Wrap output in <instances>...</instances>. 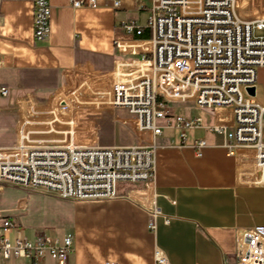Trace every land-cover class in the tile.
Returning <instances> with one entry per match:
<instances>
[{
  "label": "crops",
  "instance_id": "0c3cea01",
  "mask_svg": "<svg viewBox=\"0 0 264 264\" xmlns=\"http://www.w3.org/2000/svg\"><path fill=\"white\" fill-rule=\"evenodd\" d=\"M120 1L115 9L110 0H97L95 8H74L72 0H49L50 34L37 42L34 0H0V89H7L6 96L0 94L1 150L19 144L24 104L43 106L62 90L85 91L111 72L116 61L131 58L130 52L118 50L116 41L122 45L140 41L128 35L122 24L134 21L146 26L149 2ZM248 2L238 0V9ZM257 18H264V13ZM79 72L89 76L83 85H76ZM259 82H264V68L258 70L255 86ZM94 100L86 106L93 109L76 112L66 99L60 111L65 115L75 107L79 128H97L91 138L101 147L156 145L155 178L150 191H144L161 211L156 230L149 228L145 207L131 198L71 201L52 192L0 184V214L15 224L9 232L11 243L18 233L32 240L39 234L72 235L74 251L68 264H154L157 249L169 264H234L240 232L264 225V187L249 185L240 177L223 135L198 128L187 130L183 139L179 130L167 129L154 139L151 132L138 130V119L132 113L136 121L129 118L128 110L97 106ZM198 108V113L188 115L172 111L201 117L204 125H212L214 114ZM80 134L83 137L84 130ZM199 140L206 142L200 150L195 147ZM119 187L121 193H128L125 185ZM141 187L146 189L144 184L133 187L136 194L142 195ZM48 228L52 234L44 231ZM0 264L35 263L0 255ZM39 264L57 262L48 256Z\"/></svg>",
  "mask_w": 264,
  "mask_h": 264
},
{
  "label": "built area",
  "instance_id": "2783aa9c",
  "mask_svg": "<svg viewBox=\"0 0 264 264\" xmlns=\"http://www.w3.org/2000/svg\"><path fill=\"white\" fill-rule=\"evenodd\" d=\"M115 9L120 0H110ZM146 26L124 22V31L150 37L122 45L128 60L116 61L114 69L88 85L94 104L125 109L138 119L140 132L154 139L164 130L204 128L223 135L229 156L236 158L245 183L264 187V106L248 95L255 86L258 70L264 68V18L242 19L236 0H146ZM74 8L97 6V0H72ZM49 0H34L33 34L37 42L50 34ZM148 43V45H141ZM138 44V45H137ZM79 90L58 92L47 105L24 104L19 144L0 149V184L28 190H43L71 201H103L131 198L145 207L149 228L156 230L161 215L154 197L146 195L155 178L156 145L101 147L78 143L80 133L75 107L61 113L63 100L70 101ZM0 94L7 95L1 88ZM192 102L214 114V123L204 125L201 117L175 114L171 104ZM225 110L226 112H221ZM206 146L199 140L195 147ZM146 185L136 194V185ZM120 185L129 188L123 194ZM169 222V220H167ZM15 224L0 214V255L4 259H31L35 264L50 257L68 264L74 238L39 234L32 240L9 232ZM154 264H169L167 256L155 251ZM228 264V263H224ZM234 264H264V225L240 232Z\"/></svg>",
  "mask_w": 264,
  "mask_h": 264
},
{
  "label": "rangeland",
  "instance_id": "374dc122",
  "mask_svg": "<svg viewBox=\"0 0 264 264\" xmlns=\"http://www.w3.org/2000/svg\"><path fill=\"white\" fill-rule=\"evenodd\" d=\"M238 0L236 4V11L239 14V16L242 19L249 20V19H257V15H261L264 13V0H249L248 5L245 6V8H239L238 9ZM255 14V15H252ZM257 35H263L264 32H258L256 33ZM89 81V76L86 75L85 73H78V77L76 78V85H83L86 82ZM257 87V93L255 99L257 102H259L261 105H264V82L263 83H258L256 85ZM84 89H80L72 98L70 97V101L76 106V112L83 111V110H88V109H93V108H86L88 102H92L94 98L90 94H86ZM71 91V90H70ZM67 91V92H70ZM170 108L178 114H183V115H188L190 113H198L199 108L195 106L194 103L192 102H179V103H174L171 104ZM116 111L120 109H115ZM95 116L99 113L98 111L94 110L92 112ZM128 117L131 118L132 120L136 121V118L134 115L131 113H127ZM80 133L82 130H84V136L82 137L81 134H78V143H85L86 145L90 146H100L98 143H96V140L91 138L93 136V133L96 129H83L82 127L79 128ZM82 139V140H81ZM146 186V185H144ZM135 187V186H134ZM149 187V186H148ZM143 189V187H141ZM144 190V189H143ZM44 231L47 234H52L51 229H44ZM29 236H33L31 232H27Z\"/></svg>",
  "mask_w": 264,
  "mask_h": 264
},
{
  "label": "water",
  "instance_id": "95a60500",
  "mask_svg": "<svg viewBox=\"0 0 264 264\" xmlns=\"http://www.w3.org/2000/svg\"><path fill=\"white\" fill-rule=\"evenodd\" d=\"M249 96L255 98L256 97V86L250 87L246 89Z\"/></svg>",
  "mask_w": 264,
  "mask_h": 264
},
{
  "label": "trees",
  "instance_id": "16d2710c",
  "mask_svg": "<svg viewBox=\"0 0 264 264\" xmlns=\"http://www.w3.org/2000/svg\"><path fill=\"white\" fill-rule=\"evenodd\" d=\"M146 31H144V33L142 35L136 36L135 38L138 40L147 39L149 37V33H148V31L147 32Z\"/></svg>",
  "mask_w": 264,
  "mask_h": 264
},
{
  "label": "bare ground",
  "instance_id": "6f19581e",
  "mask_svg": "<svg viewBox=\"0 0 264 264\" xmlns=\"http://www.w3.org/2000/svg\"><path fill=\"white\" fill-rule=\"evenodd\" d=\"M236 4H237V0H236ZM148 45V44H147Z\"/></svg>",
  "mask_w": 264,
  "mask_h": 264
}]
</instances>
